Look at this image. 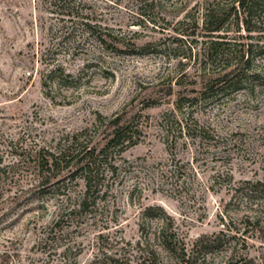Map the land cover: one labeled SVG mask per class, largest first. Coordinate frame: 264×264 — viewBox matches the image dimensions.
I'll list each match as a JSON object with an SVG mask.
<instances>
[{"label": "rangeland", "instance_id": "obj_1", "mask_svg": "<svg viewBox=\"0 0 264 264\" xmlns=\"http://www.w3.org/2000/svg\"><path fill=\"white\" fill-rule=\"evenodd\" d=\"M214 3L0 0V264H180L167 216L189 250L218 236L197 264H264L235 192L264 181V13L210 32ZM116 122L125 140L100 153Z\"/></svg>", "mask_w": 264, "mask_h": 264}, {"label": "trees", "instance_id": "obj_2", "mask_svg": "<svg viewBox=\"0 0 264 264\" xmlns=\"http://www.w3.org/2000/svg\"><path fill=\"white\" fill-rule=\"evenodd\" d=\"M262 13H264V0H216V3L206 7L203 16V23L206 30L210 32H220L223 30L225 22L233 17L236 21H240L242 25H245V29L248 32H252L254 30L252 23L257 22ZM104 40L105 39H103V41ZM222 44L224 43L213 42L209 48H207V54H212L214 49H220V45ZM251 55L252 44H243L240 49V62L242 61L245 64H250L252 58ZM54 71H52L51 74H54ZM128 129V125H122L120 122H116V125L109 135V139L99 150L100 153L104 152L105 148L112 145L116 146L119 142L124 141V135L127 133ZM94 152V150H91L88 152L89 154L85 155V157H83L80 161V166L87 173L86 178L89 191L92 187V181L94 180L93 169L97 164V158H95ZM47 153V157H42L41 160L38 159V165H41L42 168L46 167L48 171L53 170L58 165L60 160H65V150H63L59 155L55 152ZM235 192L237 196L255 206L251 207L253 208L251 210L255 212V215L252 217L254 220V227L257 228V226H260L259 228L264 232V226L260 225L261 222L264 223V218L262 217L264 216V181H243L235 189ZM157 209L165 214L163 208L158 207ZM167 219L170 221L167 222ZM172 227V220L170 216H167L166 219H164V223L156 232L158 236L157 238L160 240L163 249L175 255L180 261V264H197L200 254L203 253L202 251L205 250V252H208L212 247V244L217 242L216 238H218V236L215 237L214 240L209 237H203L195 244L196 248L193 246V248L189 250L187 249L184 241L179 238L177 232L173 230ZM150 253L154 257L157 255L155 250ZM154 263L155 261L152 260L149 264Z\"/></svg>", "mask_w": 264, "mask_h": 264}]
</instances>
